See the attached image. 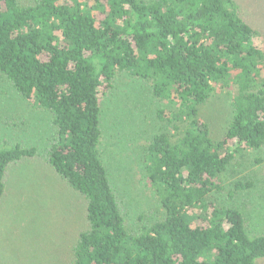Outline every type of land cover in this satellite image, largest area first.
I'll use <instances>...</instances> for the list:
<instances>
[{
  "label": "trees",
  "instance_id": "1",
  "mask_svg": "<svg viewBox=\"0 0 264 264\" xmlns=\"http://www.w3.org/2000/svg\"><path fill=\"white\" fill-rule=\"evenodd\" d=\"M255 34L235 0H0V77L50 116L46 147H0V210L13 169L31 163L78 199L82 227L62 264H262L264 234L221 199L254 187L229 190L224 177L264 150ZM124 76L163 104L144 163L161 210L134 221L101 154L102 99ZM219 88L235 94L216 139L201 111Z\"/></svg>",
  "mask_w": 264,
  "mask_h": 264
},
{
  "label": "rangeland",
  "instance_id": "2",
  "mask_svg": "<svg viewBox=\"0 0 264 264\" xmlns=\"http://www.w3.org/2000/svg\"><path fill=\"white\" fill-rule=\"evenodd\" d=\"M235 2L255 30L257 45L264 50V0ZM234 94V88H219L202 107V118L216 139L224 136ZM162 105L150 83L128 76L117 79L102 99V158L133 221L161 210L144 163L148 144L163 128L157 116ZM18 121L24 122L20 132L15 128ZM49 125V114L33 110L0 77V147L16 142L46 147ZM224 178L229 190L239 181L254 183L252 189L239 192L233 201L228 194L221 199L242 210L252 233L264 234V150L240 156ZM81 227L77 196L64 182L35 164L13 169L9 194L0 210V256L5 264H62Z\"/></svg>",
  "mask_w": 264,
  "mask_h": 264
}]
</instances>
